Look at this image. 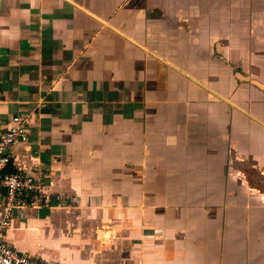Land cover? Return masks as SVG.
<instances>
[{
	"label": "crops",
	"instance_id": "crops-1",
	"mask_svg": "<svg viewBox=\"0 0 264 264\" xmlns=\"http://www.w3.org/2000/svg\"><path fill=\"white\" fill-rule=\"evenodd\" d=\"M178 1L0 0V132L24 120L9 167L42 170L48 204L13 211L18 251L49 264H264V80L219 42L208 50L212 4ZM255 45L247 67L264 70Z\"/></svg>",
	"mask_w": 264,
	"mask_h": 264
},
{
	"label": "built area",
	"instance_id": "built-area-1",
	"mask_svg": "<svg viewBox=\"0 0 264 264\" xmlns=\"http://www.w3.org/2000/svg\"><path fill=\"white\" fill-rule=\"evenodd\" d=\"M24 120L13 116L0 132V264H49L37 256L15 249L5 237L13 211L18 208L47 206L41 189L42 170L34 165L33 173L6 171L10 166V149L25 140Z\"/></svg>",
	"mask_w": 264,
	"mask_h": 264
},
{
	"label": "rangeland",
	"instance_id": "rangeland-1",
	"mask_svg": "<svg viewBox=\"0 0 264 264\" xmlns=\"http://www.w3.org/2000/svg\"><path fill=\"white\" fill-rule=\"evenodd\" d=\"M255 1L257 2V4L260 3V0H207L208 4H212V7H210L211 11L209 12V15L211 16L209 17V23L207 24L209 35L207 36V39H205V41L209 43L208 50H210L211 52L213 51V42H219V44L224 48L225 56L230 58L231 62L233 63L231 65L239 69L238 71L249 74L251 78L261 82L262 79L264 80V70L258 71L249 69L247 67L248 49L252 47V44L256 43L255 47L258 50L257 55L261 58L264 56V40H262L263 42L260 41V43H258V40L254 37L251 39L249 38L250 7L254 4ZM215 5L219 6L216 7ZM262 8L263 7L261 6V4L259 7H257V9L259 10H262ZM199 12H201V10ZM260 14H262V11L260 12ZM216 15L218 17L222 16V19H220L217 23L218 27H216L215 23ZM234 47H240V57H243V59H245L244 62L237 61L238 66L234 65L235 59H238V52L234 49ZM211 64L212 62L210 61L209 69H211V66H213ZM224 67L225 68H223L222 74L223 84H227L229 83L228 78H232V70H227L226 66ZM219 74H221V72H219Z\"/></svg>",
	"mask_w": 264,
	"mask_h": 264
},
{
	"label": "water",
	"instance_id": "water-1",
	"mask_svg": "<svg viewBox=\"0 0 264 264\" xmlns=\"http://www.w3.org/2000/svg\"><path fill=\"white\" fill-rule=\"evenodd\" d=\"M236 76H237L238 78L242 79V80L249 81L250 83H252V84H254V85H256V86H258V87H260V88H263V86H262L260 83H258L257 81H255V80H253V79H249L247 76H243V75H241V74H239V73H237V72H236Z\"/></svg>",
	"mask_w": 264,
	"mask_h": 264
},
{
	"label": "trees",
	"instance_id": "trees-1",
	"mask_svg": "<svg viewBox=\"0 0 264 264\" xmlns=\"http://www.w3.org/2000/svg\"><path fill=\"white\" fill-rule=\"evenodd\" d=\"M6 171H9V172H15L14 169L10 168V167H7Z\"/></svg>",
	"mask_w": 264,
	"mask_h": 264
}]
</instances>
